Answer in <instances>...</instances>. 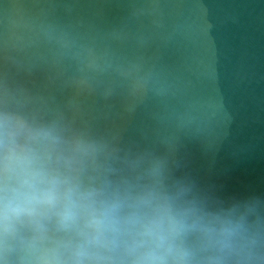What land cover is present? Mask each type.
<instances>
[{"label":"clouds","instance_id":"1","mask_svg":"<svg viewBox=\"0 0 264 264\" xmlns=\"http://www.w3.org/2000/svg\"><path fill=\"white\" fill-rule=\"evenodd\" d=\"M162 7L0 0V264H264V191L224 193L190 150L210 171L233 135L220 69L203 101V73L163 56L210 22Z\"/></svg>","mask_w":264,"mask_h":264},{"label":"water","instance_id":"2","mask_svg":"<svg viewBox=\"0 0 264 264\" xmlns=\"http://www.w3.org/2000/svg\"><path fill=\"white\" fill-rule=\"evenodd\" d=\"M159 2L170 20L200 17L210 22L204 25L195 43L178 37L163 50V56L170 64L184 65L190 75L203 73L202 84L197 83L194 88V94L203 101L215 97L217 89L211 69H220L221 86L238 114L230 143L217 153L210 171L199 147L190 146L194 167L203 179L215 183L226 194L264 191V111L258 106V101H264V81L234 86V74L241 65L249 73L254 69L264 73V0ZM205 7L209 11L207 17ZM105 11L108 20L124 14V9L118 7ZM198 115L207 122L210 110L205 106ZM239 146H246V150L238 151Z\"/></svg>","mask_w":264,"mask_h":264}]
</instances>
